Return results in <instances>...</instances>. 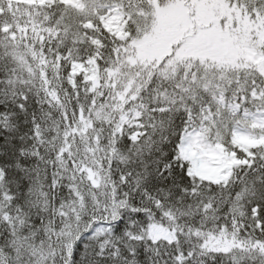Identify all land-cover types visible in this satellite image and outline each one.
Returning <instances> with one entry per match:
<instances>
[{
	"label": "snow or ice",
	"instance_id": "snow-or-ice-1",
	"mask_svg": "<svg viewBox=\"0 0 264 264\" xmlns=\"http://www.w3.org/2000/svg\"><path fill=\"white\" fill-rule=\"evenodd\" d=\"M0 264H264V0H0Z\"/></svg>",
	"mask_w": 264,
	"mask_h": 264
}]
</instances>
